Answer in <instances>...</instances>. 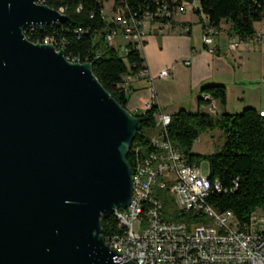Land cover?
Returning a JSON list of instances; mask_svg holds the SVG:
<instances>
[{
    "label": "water",
    "instance_id": "obj_1",
    "mask_svg": "<svg viewBox=\"0 0 264 264\" xmlns=\"http://www.w3.org/2000/svg\"><path fill=\"white\" fill-rule=\"evenodd\" d=\"M38 0H0V264H135L101 219L129 204L141 118L62 49L23 29L62 22Z\"/></svg>",
    "mask_w": 264,
    "mask_h": 264
},
{
    "label": "trees",
    "instance_id": "obj_2",
    "mask_svg": "<svg viewBox=\"0 0 264 264\" xmlns=\"http://www.w3.org/2000/svg\"><path fill=\"white\" fill-rule=\"evenodd\" d=\"M43 4L65 15L62 22L52 23L46 28L35 29L30 39L41 40L46 36L54 37L58 49L64 51L68 60L90 61L93 75L104 89L123 108L129 99V89L125 91L123 78L146 68L141 50L129 46L127 54L122 57L112 46L103 42L101 31L105 26L101 10L104 2L109 0H40ZM125 2L131 12L139 16L146 8H154L157 1L169 0H114ZM183 2V3H182ZM182 4H198L196 12L203 16V22L219 27L223 21L230 23L229 34L239 38L252 36L255 24L264 22V0H177ZM172 4V3H171ZM181 4V5H182ZM173 5V4H172ZM40 28V27H32ZM27 29L25 31V36ZM28 39V36H26ZM33 42V41H31ZM44 43V42H34ZM52 44V43H49ZM201 97L197 104L200 108L218 101L225 105L227 91L219 84L201 88ZM205 95L209 96L206 100ZM253 107H245L238 113L222 112L218 115L203 113L198 109L190 112L180 109L170 115L167 135L179 149L189 164L199 166L205 160L209 174L206 184L217 181L221 191L213 190L207 202L217 211H232L241 223L249 221L251 214L258 210L264 216V116ZM159 107L153 103L143 112L135 114L141 118L140 128L135 134L131 148L126 155L130 166L133 164L132 149L139 147V156L153 151L150 145L151 132H157L155 114ZM219 129L224 134V143L218 153L200 155L192 151L194 142L201 132ZM161 201L164 218L168 221H182L188 225L195 221V215L178 211L174 208L172 198L164 191L156 194ZM103 238L119 231L116 219L110 215L101 219Z\"/></svg>",
    "mask_w": 264,
    "mask_h": 264
},
{
    "label": "built area",
    "instance_id": "obj_3",
    "mask_svg": "<svg viewBox=\"0 0 264 264\" xmlns=\"http://www.w3.org/2000/svg\"><path fill=\"white\" fill-rule=\"evenodd\" d=\"M182 3H177V0L157 1L153 9L146 7L137 16L125 2L106 1L101 10L105 22L101 31L103 42L114 47L122 57L127 54L129 46L141 50L144 25L175 24V15L185 12L181 11ZM199 22L202 42L209 53H214L213 44L220 28H208L203 19ZM46 27H30L26 33L28 41L52 43L55 49L63 46L50 36L41 40L30 39L28 32ZM119 37L125 40V45L119 43ZM241 39L246 45H264V22L263 29ZM82 62L90 63L88 60ZM165 76L164 72L158 74L159 78ZM129 77L147 78L151 83V100L144 102L142 112L149 109L155 99L152 76L147 68H142ZM131 113L140 112L135 110ZM169 124L170 115L160 113L155 123L157 132L150 136L153 151L139 156L140 148L132 149V197L126 208L116 212L119 231L107 236L106 243L112 244L113 250L135 264H264L263 214L256 210L248 222L241 223L232 211L219 212L209 204L207 197L213 190L220 192V184L217 181L202 184L200 165L189 164L168 138ZM160 191L172 198L176 210L195 215V221L188 225L182 221L166 220L161 201L156 196ZM136 221L137 230L134 229Z\"/></svg>",
    "mask_w": 264,
    "mask_h": 264
},
{
    "label": "crops",
    "instance_id": "obj_4",
    "mask_svg": "<svg viewBox=\"0 0 264 264\" xmlns=\"http://www.w3.org/2000/svg\"><path fill=\"white\" fill-rule=\"evenodd\" d=\"M192 11L196 12V9L192 8ZM200 15V19H204ZM181 22L188 24L186 32L175 28L178 26L175 20V24L170 25L150 24L145 35L141 56L153 78L154 103L158 107L161 104L170 107L169 115L180 109L187 110L186 106L200 111L201 107L206 110L211 107L206 112L212 115L238 113L245 107L264 110V45H246L241 38L229 34L230 23L224 21L219 25L220 32L213 44L215 54H212L201 41V31L194 19L185 17ZM261 29L263 22L255 24L256 31ZM185 61L190 62L186 68L183 66ZM160 72L166 76L155 78ZM146 83L134 81L129 76L123 78L122 85L130 92L126 106L130 112H142L143 104L148 100V94L142 91ZM212 84L225 86V105L212 101L199 108L197 100L201 97V88ZM164 87H171L172 96L165 97Z\"/></svg>",
    "mask_w": 264,
    "mask_h": 264
},
{
    "label": "rangeland",
    "instance_id": "obj_5",
    "mask_svg": "<svg viewBox=\"0 0 264 264\" xmlns=\"http://www.w3.org/2000/svg\"><path fill=\"white\" fill-rule=\"evenodd\" d=\"M198 4H195V6H197ZM185 17H189V18H193L195 23H197V26L198 28H200V31H201V41H202V29H201V25H200V17H202L200 14H198L197 12H193L191 7L190 8H187V10L184 12V13H179L177 15H175V20L178 21V26H176L175 28L178 30H183L184 32L187 31V27H188V24H185L182 21V19H184ZM225 22L223 21L222 24H224ZM155 24V23H153ZM150 23H147L144 25V27L142 28L143 30V38H144V42H145V35L147 34L148 32V27H149ZM257 27V25H256ZM144 42L142 43L141 45V50L143 51V48H144ZM119 43L122 44V45H125V40H123L122 38L119 37ZM212 45H210V49H211ZM212 54H215V53H212ZM188 62V63H187ZM190 64L189 61H185L183 62V66L186 68V66H188ZM159 74V73H158ZM158 74L155 78H159L158 77ZM134 81H143V82H147L146 85L144 86V88L142 89V91L144 90L145 93H147V99L148 100H151V92L149 91V86L151 85V83L146 80L145 78L143 79H133ZM153 84V83H152ZM160 88H162L160 86ZM164 90V95L165 97H170L172 96V93L171 92V87L168 88V87H164L163 88ZM130 97V96H129ZM132 99H134V95L131 96ZM186 105H189V104H186ZM166 105H162L159 106V112H157L155 114V118L156 120H158L159 116H160V113H163V114H170V111H171V108L170 107H165ZM187 108V111H190V112H196L198 111V109L196 107L194 108H191L190 106H186ZM160 109H163V112H160ZM212 108L209 107L208 110H211ZM206 110L204 107H201V111L203 113H207ZM172 114V113H171ZM151 135H153V132H151ZM223 143H224V134L221 130L219 129H214V130H205L203 132H201V134L199 135V137L197 138V140L194 142V145H193V149L192 151L196 154H200V155H207V154H213V153H218L221 151L222 149V146H223ZM200 169H201V172H202V175L204 176H208L209 174V168H208V163L207 161L203 160L201 163H200ZM134 229L137 230L138 229V221H136L134 223Z\"/></svg>",
    "mask_w": 264,
    "mask_h": 264
},
{
    "label": "bare ground",
    "instance_id": "obj_6",
    "mask_svg": "<svg viewBox=\"0 0 264 264\" xmlns=\"http://www.w3.org/2000/svg\"><path fill=\"white\" fill-rule=\"evenodd\" d=\"M38 3H41V4H43L40 0H38L37 1ZM191 7V9L193 8V9H196V6H193V3L192 4H182L181 5V11H185L187 8H190ZM204 24L205 25H207V27L208 28H211V29H219V27H215V26H213V25H211V24H209L207 21H205L204 22ZM48 26V25H47ZM30 27L32 28V27H40V26H36V25H32V26H29V27H26V28H24L23 29V35H24V38L26 39V40H28L27 38H26V36H25V31L27 30V29H30ZM31 42V41H30ZM32 43H34V42H32ZM35 44H49V43H35ZM50 45H52V44H50ZM56 51H58V50H60V49H55ZM66 58V57H65ZM67 59V58H66ZM68 60V59H67ZM69 62H73V63H76L77 61H75V60H68ZM78 63H80V62H78ZM84 63H87V62H84ZM205 97H206V95H205ZM260 115H262V111H260ZM131 148V147H130ZM130 148H129V150H130ZM130 168H131V178H132V167L130 166ZM206 176H204V175H202V184H206ZM119 210L120 209H117V210H115L111 215L114 217V218H116V212H119ZM104 241H105V243H106V240L104 239ZM111 249H112V244H109V243H106Z\"/></svg>",
    "mask_w": 264,
    "mask_h": 264
}]
</instances>
